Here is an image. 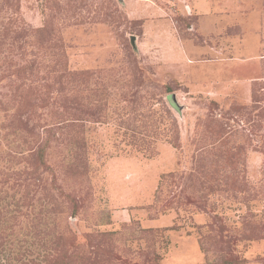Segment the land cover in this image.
Segmentation results:
<instances>
[{"label":"rangeland","instance_id":"obj_1","mask_svg":"<svg viewBox=\"0 0 264 264\" xmlns=\"http://www.w3.org/2000/svg\"><path fill=\"white\" fill-rule=\"evenodd\" d=\"M0 264H264V0H0Z\"/></svg>","mask_w":264,"mask_h":264}]
</instances>
